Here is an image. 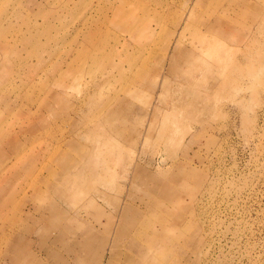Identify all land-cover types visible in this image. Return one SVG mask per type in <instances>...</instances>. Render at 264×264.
I'll return each mask as SVG.
<instances>
[{
  "label": "rangeland",
  "instance_id": "rangeland-1",
  "mask_svg": "<svg viewBox=\"0 0 264 264\" xmlns=\"http://www.w3.org/2000/svg\"><path fill=\"white\" fill-rule=\"evenodd\" d=\"M0 264H264V0H0Z\"/></svg>",
  "mask_w": 264,
  "mask_h": 264
},
{
  "label": "bare ground",
  "instance_id": "bare-ground-1",
  "mask_svg": "<svg viewBox=\"0 0 264 264\" xmlns=\"http://www.w3.org/2000/svg\"><path fill=\"white\" fill-rule=\"evenodd\" d=\"M55 193H56V192H55ZM55 193H54V194H55ZM58 193H59V192H58ZM60 196H61V195H60ZM76 214H77V213H76ZM60 221H61V220H60ZM65 224H66V223H65ZM68 227H69V226H68ZM129 258H130V257H129Z\"/></svg>",
  "mask_w": 264,
  "mask_h": 264
}]
</instances>
